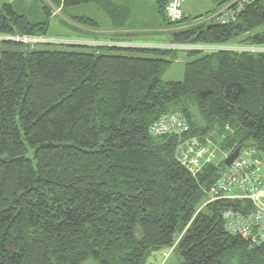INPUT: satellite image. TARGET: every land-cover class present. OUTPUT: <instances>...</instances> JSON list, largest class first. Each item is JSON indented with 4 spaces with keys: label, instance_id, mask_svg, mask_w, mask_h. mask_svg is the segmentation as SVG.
Segmentation results:
<instances>
[{
    "label": "trees",
    "instance_id": "trees-1",
    "mask_svg": "<svg viewBox=\"0 0 264 264\" xmlns=\"http://www.w3.org/2000/svg\"><path fill=\"white\" fill-rule=\"evenodd\" d=\"M213 1L205 19L233 2ZM153 2L170 45L264 49V0H247L225 25L169 22L167 0ZM19 3L0 7V35L44 37L53 9L82 5L114 30L136 28L131 9L111 0H40L42 22ZM69 22L99 26L89 16ZM6 43L23 49L0 54V264H145L171 248L179 264H264V244L225 227L251 203H207L223 162L192 175L177 158L180 140L195 137L264 155V51L213 50L187 61L182 81L162 82L176 50ZM174 112L187 133L149 134Z\"/></svg>",
    "mask_w": 264,
    "mask_h": 264
},
{
    "label": "built area",
    "instance_id": "built-area-1",
    "mask_svg": "<svg viewBox=\"0 0 264 264\" xmlns=\"http://www.w3.org/2000/svg\"><path fill=\"white\" fill-rule=\"evenodd\" d=\"M5 1L6 4H14L18 1L36 0ZM246 1L233 0L232 3L224 6L207 20L221 25L228 24L243 8ZM184 2L185 0H167L164 14L169 22H177L182 19ZM232 4H235L233 9L230 8ZM59 12L60 9L52 10V16ZM1 40L32 46L56 44L50 39L35 36L0 35ZM187 132L188 124L178 112L160 116L149 128V134L156 137L181 136ZM219 152V148L207 137L202 139L195 137L180 140L177 147V158L178 162L190 174L195 175L206 165H214L219 159ZM230 154H224L220 161L224 162ZM216 200H244L250 202L253 206V212L248 215L234 214L226 223V231L232 236L241 237L249 244H264V155L252 148L240 151L237 158L229 167H226L209 190L207 203Z\"/></svg>",
    "mask_w": 264,
    "mask_h": 264
},
{
    "label": "rangeland",
    "instance_id": "rangeland-1",
    "mask_svg": "<svg viewBox=\"0 0 264 264\" xmlns=\"http://www.w3.org/2000/svg\"><path fill=\"white\" fill-rule=\"evenodd\" d=\"M38 2H28L20 1L19 4L14 5L16 11H23L28 13L31 11L36 12V16L32 17L34 21H44L46 20L45 15L41 11V5ZM114 3L120 4L122 7H129L131 11V22L140 27L141 29H148L146 32L139 33V38L137 41L139 45H128L129 47H155L161 49H172L176 50L175 54L172 56L171 65L162 73L160 80L162 82H180L183 79V68L184 64L187 61L194 60L200 55L208 53L213 50L219 49H234L238 51H264V49L254 48V47H237V46H204V45H177L169 44V36L167 26H164L157 14V10L153 0H114ZM6 4L5 0H0V7ZM215 9V4L213 0H187L184 4L183 11L187 13V16L190 18L188 22L185 23H200L204 21V17L207 13ZM222 8L216 11L219 12ZM54 10V9H53ZM87 15L89 17H94L97 19H107L106 15L102 12L96 11L94 5H82L77 7H72L59 12L55 16H52L48 20V31L43 38L50 39L56 44H43L35 45L34 49H52V48H61L58 46L61 45H80L86 47H95L101 46H125L122 44H116L114 42H98L90 43L87 42V38L84 34H77L73 30V27L70 25L69 28V17L72 16ZM99 15V16H97ZM202 17L200 19H197ZM207 19V18H206ZM205 19V20H206ZM75 26V25H73ZM72 27V28H71ZM184 27V26H183ZM74 40V41H72ZM79 41V42H77ZM92 41V40H91ZM5 42V43H4ZM9 41H0V54L2 51H20L23 48L18 45L7 44ZM102 44V45H98ZM149 46H147V45ZM151 45V46H150ZM32 46V45H29ZM93 50V49H89ZM96 50V49H95ZM99 50V49H97ZM197 52L194 55H188V52ZM125 55L135 56L137 54L130 52H123ZM219 148V147H218ZM218 157L219 159L214 163L218 165L221 163V157L224 154H229V151H225L219 148ZM145 264H179V258L173 248L169 250H161L153 253Z\"/></svg>",
    "mask_w": 264,
    "mask_h": 264
},
{
    "label": "crops",
    "instance_id": "crops-1",
    "mask_svg": "<svg viewBox=\"0 0 264 264\" xmlns=\"http://www.w3.org/2000/svg\"><path fill=\"white\" fill-rule=\"evenodd\" d=\"M111 1L114 3V0H111ZM186 1L187 0H185L184 4L186 3ZM115 4H118V3H115ZM184 4L182 6V14H183V17L186 18L187 13L183 11ZM118 5H120V4H118ZM75 16H77V15H75ZM80 16H87V15H80ZM97 16H99V15H97ZM93 19L96 20L97 24L99 25L98 28H96V29L82 28V27H79V26H77L71 22H69L70 23L69 28L71 25L73 27V30L75 31V33L84 34V36L88 40L87 42L98 43V42H107V41L109 42L110 41V42H114L116 44L125 45V46H121L124 48L129 47L128 45H139L140 43H138V41H137L139 39V38H137L139 36V33L148 31V29H146V28L141 29L140 27H137L135 25L134 26L136 28L130 27V28L126 29V27H128L129 24H126L123 30H114L110 21L108 20V18L107 19H100L97 17V19H96L93 17ZM73 25H75V26H73ZM72 41H74V40H72ZM77 42H79V41H77ZM98 45H102V44H98ZM145 45H147V44H145ZM147 46H149V45H147Z\"/></svg>",
    "mask_w": 264,
    "mask_h": 264
},
{
    "label": "water",
    "instance_id": "water-1",
    "mask_svg": "<svg viewBox=\"0 0 264 264\" xmlns=\"http://www.w3.org/2000/svg\"><path fill=\"white\" fill-rule=\"evenodd\" d=\"M186 19L185 17H182V20ZM249 148V146H238L223 162L225 167H229L231 165V163L237 158L238 154L240 153V151H242L243 149H247Z\"/></svg>",
    "mask_w": 264,
    "mask_h": 264
}]
</instances>
